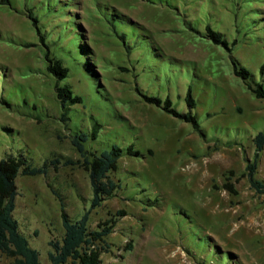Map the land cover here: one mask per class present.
Masks as SVG:
<instances>
[{"label":"rangeland","instance_id":"obj_1","mask_svg":"<svg viewBox=\"0 0 264 264\" xmlns=\"http://www.w3.org/2000/svg\"><path fill=\"white\" fill-rule=\"evenodd\" d=\"M171 1L0 2V158L49 165L47 175L18 176L14 212L42 264L64 233L54 190L73 220L90 209L89 172L73 138L94 124L99 136L86 142L89 153L114 143L135 151L110 174L119 185L114 196L90 212L91 229L117 221L101 244L102 264H264V196L246 172L264 132V98L247 85H264V0ZM98 2L114 11L117 32L100 18ZM27 8L69 67L61 84L83 99L69 118ZM207 23L231 52L205 36ZM233 59L251 71L248 81L234 73ZM189 86L195 108L185 101ZM140 91L192 111L201 132ZM256 177L264 180V150ZM13 263L0 256V264Z\"/></svg>","mask_w":264,"mask_h":264},{"label":"trees","instance_id":"obj_2","mask_svg":"<svg viewBox=\"0 0 264 264\" xmlns=\"http://www.w3.org/2000/svg\"><path fill=\"white\" fill-rule=\"evenodd\" d=\"M75 0H71L72 6ZM152 3H164L171 5V0H149ZM3 4H11V0H0ZM107 4H97L100 18L105 21L115 32L114 11L107 10ZM28 17L36 29L41 44L45 47L44 57L47 63V71L56 78L55 90L57 98L63 109V117L69 118L67 113L69 107L82 102V97L74 93L68 84H61V81L69 77L70 70L65 62L54 56L50 50L48 40L39 24V16L33 8H27ZM128 19V18H127ZM205 36L217 45H222L228 51H232L229 39L219 30L207 23L205 27ZM118 36L127 43L123 34ZM234 73L248 81L251 71L241 65L238 60L233 59ZM248 87L259 98H264V85L260 83H248ZM192 87L189 86L185 101L190 108L197 105L193 96ZM145 101L162 107L169 114L181 118L201 132V124L198 117L192 111L183 112L174 107L170 97L162 98L160 96L149 95L139 92ZM64 118V119H65ZM99 128L93 125L91 131H81L74 135L73 144L83 156V165L89 172L92 185L91 206L79 219L73 220L66 211L62 196L54 190L61 201V218L64 233L61 239L50 241L51 250L49 252L50 264H102V243L106 237L113 232L116 219H112L99 225L97 229H91L89 226L90 212L99 207L107 198L114 196L119 185L111 177V172L116 170L119 165V159L125 154H132L135 151L131 148H124L120 144L114 143L111 147L102 149L95 153H89L86 148V142L97 139ZM256 151L254 158L248 161L246 172L252 187L264 196V180L256 177L260 154L264 150V132H259L255 137ZM56 162V161H55ZM54 163V161H52ZM49 172L48 163L42 166H33L23 155H9L0 158V256L6 255L14 259L13 264H42L39 251L34 248L28 237L21 231L20 224L14 212L16 209V199L18 196L17 178L23 175H47ZM224 187L233 194L237 190L230 182L224 184ZM109 222V223H110ZM103 226V227H102Z\"/></svg>","mask_w":264,"mask_h":264}]
</instances>
